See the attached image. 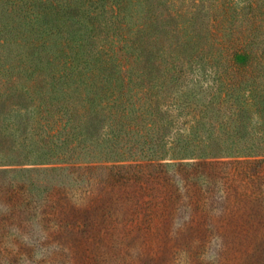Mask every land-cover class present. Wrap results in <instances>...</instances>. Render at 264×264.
<instances>
[{"label": "trees", "instance_id": "16d2710c", "mask_svg": "<svg viewBox=\"0 0 264 264\" xmlns=\"http://www.w3.org/2000/svg\"><path fill=\"white\" fill-rule=\"evenodd\" d=\"M5 7L25 19L29 57L25 89L0 69V152L9 142L18 153L13 126L26 130L23 157L48 165L39 170L217 156L264 168V0H0V16ZM22 98L26 115L12 121Z\"/></svg>", "mask_w": 264, "mask_h": 264}, {"label": "rangeland", "instance_id": "374dc122", "mask_svg": "<svg viewBox=\"0 0 264 264\" xmlns=\"http://www.w3.org/2000/svg\"><path fill=\"white\" fill-rule=\"evenodd\" d=\"M10 11L0 16V69L25 89L26 22ZM21 101L12 121L26 115ZM12 131L18 153L9 157V142L0 152V264H264L262 161L45 171L38 152L21 154L25 128Z\"/></svg>", "mask_w": 264, "mask_h": 264}]
</instances>
